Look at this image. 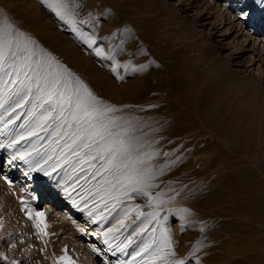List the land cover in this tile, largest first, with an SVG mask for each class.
<instances>
[{"label": "rangeland", "instance_id": "374dc122", "mask_svg": "<svg viewBox=\"0 0 264 264\" xmlns=\"http://www.w3.org/2000/svg\"><path fill=\"white\" fill-rule=\"evenodd\" d=\"M70 3L84 38L44 0H0V25L7 16V23L117 106L114 115L135 129L138 153L151 157L146 166L156 174L150 189L155 199L125 200L131 227L105 244V230L123 214L114 213L107 223L88 215L97 204L103 210L92 195L100 177L76 183L70 168L49 176L13 159L17 150H30L35 137L14 149L0 148V264H68L62 257L72 264H163L151 251L135 256L144 243L159 240L162 230L175 253L169 262L264 264V0ZM96 48L106 55L98 56ZM175 81L182 85L175 88ZM22 111L9 125L11 135L24 131L19 126L27 109L13 115ZM158 116L191 131L156 133L158 125L149 120ZM0 117L9 119L4 109ZM9 135H0V143ZM37 143L45 145L47 137ZM253 193L255 207L244 202ZM157 211V217L147 216ZM140 230L143 235L132 237L136 243L126 253L117 250Z\"/></svg>", "mask_w": 264, "mask_h": 264}, {"label": "snow or ice", "instance_id": "6c2138e0", "mask_svg": "<svg viewBox=\"0 0 264 264\" xmlns=\"http://www.w3.org/2000/svg\"><path fill=\"white\" fill-rule=\"evenodd\" d=\"M44 3L79 32L70 0H44ZM79 35L81 38L85 36L82 32ZM86 39L90 45L96 43L92 35ZM95 52L98 56L106 55L102 48H96ZM0 83H3L0 109L9 116L7 120L0 117L3 124L0 135L10 134L9 141L0 143V148L14 149L21 140L35 137L30 150H17L13 159L29 164L30 170L35 165V170L49 176L58 169L70 168L69 178L76 177V183L81 179L87 181L100 177L93 185L95 191L92 195L100 200L103 210L98 211L100 205L97 204L88 215L92 217L95 213L100 221L107 223L114 213L117 217L123 214L104 232L105 244L118 240L121 231L131 227L126 223L131 213L127 206L122 207L124 201L134 199L136 195L155 199L150 189L156 187L153 183L156 174L154 169L146 166L151 157L142 156L137 151L132 135L135 129L122 117L114 115L117 106L97 96L75 73L40 48L35 40L7 23V16L0 25ZM17 109H27L25 122L19 126L24 131L11 135L13 128L9 125L14 126L15 121L25 115L23 111L13 115ZM45 137L47 143L39 145L37 142ZM134 207L139 208V205ZM158 215V211L147 214L153 218ZM143 231H134L126 237V243L117 244V250L126 253L127 248L136 243L132 237L143 235ZM170 245V236L162 230L159 240L153 237L135 256L151 251L154 259L162 260L163 264H184L183 261L167 260L168 256L175 255ZM61 259L72 264L69 258Z\"/></svg>", "mask_w": 264, "mask_h": 264}, {"label": "bare ground", "instance_id": "6f19581e", "mask_svg": "<svg viewBox=\"0 0 264 264\" xmlns=\"http://www.w3.org/2000/svg\"><path fill=\"white\" fill-rule=\"evenodd\" d=\"M49 43V42H48ZM48 46V45H47ZM50 46V45H49ZM204 47V46H203ZM51 48V47H50ZM66 58V57H65ZM63 64V63H62ZM76 65H78V64H76ZM78 67H79V65H78ZM82 70V69H81ZM88 73V72H87ZM89 74V73H88ZM79 76L81 77V74L79 73ZM84 76V75H83ZM141 80H143L144 82H145V79H141ZM139 82V81H138ZM142 82V81H141ZM176 83V84H175ZM175 83H174V87L175 88H178L180 85H182L181 83H179L178 81H175ZM142 83H140V85H141ZM99 88V87H98ZM143 88V87H142ZM140 89V88H139ZM95 90V89H94ZM142 90V89H141ZM100 91V90H99ZM94 92H97V91H94ZM104 92H106V91H104ZM131 92V91H130ZM96 94V93H95ZM111 94V93H110ZM139 94H140V92H139ZM143 94V93H142ZM97 95V94H96ZM124 95V94H123ZM110 98H113V96H111ZM124 98V97H123ZM126 101H131V99L130 98H127V99H125ZM137 100V99H136ZM132 102V101H131ZM135 102H137V101H135ZM140 104V103H139ZM129 106V105H128ZM147 106V105H146ZM149 108V107H148ZM154 108V107H153ZM132 109V108H131ZM132 112V111H131ZM150 112V111H149ZM153 113L155 112V111H152ZM135 113V112H134ZM166 115V114H165ZM160 116V115H159ZM157 117V118H155L154 120L153 119H150L149 120V122L150 123H154V124H156V125H158L156 128H155V130L154 131H156V133L158 132V133H166V134H171V135H179V134H183L184 132H186V131H188V130H190V126H188L187 124L186 125H184V124H180V123H177V121L175 120V119H173V120H170V119H163L162 117ZM176 117V116H175ZM178 120V119H177ZM183 120V119H182ZM189 125H191V124H189ZM192 126V125H191ZM193 127H195V126H193ZM191 131V130H190ZM160 137H162V136H160ZM164 138V137H163ZM256 193V192H255ZM255 193H253V195H251V196H247V198L244 200V202H246V203H248V204H250V205H252L253 207H255V206H257L258 205V199L256 198V196L254 195ZM40 193H38V195H39ZM44 195V194H43ZM254 196V197H253ZM53 198H59V197H56V196H53ZM38 199V198H37ZM55 199V200H56ZM59 200V199H58ZM262 205H264V204H262ZM260 206V205H259ZM75 220V219H74ZM75 225H74V228L76 227V231H78L79 233H83L84 231H85V228L84 227H82L79 223H78V221H75ZM75 231V230H74ZM78 233V234H79ZM83 235H85V234H83ZM88 237V236H87ZM91 237V236H90ZM1 238V237H0ZM92 243V242H91ZM91 245V244H90ZM92 248H93V251L94 252H96V253H100V252H102V249H101V247L99 246V245H94V244H92ZM105 251V250H104ZM103 254V253H102ZM94 255H95V253H94ZM97 255V254H96ZM99 255V254H98Z\"/></svg>", "mask_w": 264, "mask_h": 264}]
</instances>
